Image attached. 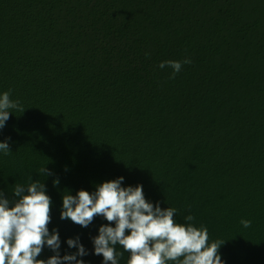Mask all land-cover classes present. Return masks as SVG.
<instances>
[{
    "label": "trees",
    "instance_id": "16d2710c",
    "mask_svg": "<svg viewBox=\"0 0 264 264\" xmlns=\"http://www.w3.org/2000/svg\"><path fill=\"white\" fill-rule=\"evenodd\" d=\"M185 57L175 79L158 68ZM9 89L25 109L0 129V192L45 185L61 255L78 236L89 253L78 259L102 264L91 237L110 222L61 220L62 195L122 176L224 241V264H264V0H0Z\"/></svg>",
    "mask_w": 264,
    "mask_h": 264
},
{
    "label": "clouds",
    "instance_id": "9594fccd",
    "mask_svg": "<svg viewBox=\"0 0 264 264\" xmlns=\"http://www.w3.org/2000/svg\"><path fill=\"white\" fill-rule=\"evenodd\" d=\"M190 63L191 59L185 57L181 61H162L158 68H170L169 79H175ZM11 93L9 89L0 94V129L6 126L12 110L22 113L25 109L18 100L10 98ZM9 141L10 138L0 141V151L5 154L10 152ZM39 171L43 176L53 175L45 166ZM123 180L119 176L102 181L92 193L79 189L75 196L69 192L62 195L61 220L84 228L97 216L110 222L101 224L98 235L91 237L92 254L102 256V264H118V255L122 257L125 252L129 253L127 264H224L218 253L224 241L210 243L207 228L190 223L194 216H185L187 224L177 223L176 208H161L159 202L147 201L142 185L122 186ZM59 183L58 178L53 179L54 186ZM51 203L41 181L26 187L17 184L11 197L0 192V264H87L78 259L89 254L78 236L66 240L68 247L76 251L60 254L58 230L53 228L50 233L48 228ZM241 224L248 228L251 221L241 220ZM116 245L122 246L123 251L117 253ZM45 247L53 255L46 260L37 259Z\"/></svg>",
    "mask_w": 264,
    "mask_h": 264
}]
</instances>
